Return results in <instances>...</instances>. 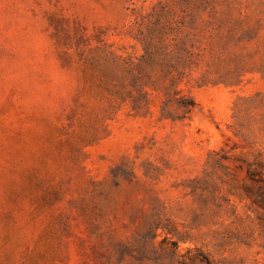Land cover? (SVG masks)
Listing matches in <instances>:
<instances>
[{"label":"rangeland","instance_id":"374dc122","mask_svg":"<svg viewBox=\"0 0 264 264\" xmlns=\"http://www.w3.org/2000/svg\"><path fill=\"white\" fill-rule=\"evenodd\" d=\"M264 264V0H0V264Z\"/></svg>","mask_w":264,"mask_h":264},{"label":"trees","instance_id":"16d2710c","mask_svg":"<svg viewBox=\"0 0 264 264\" xmlns=\"http://www.w3.org/2000/svg\"><path fill=\"white\" fill-rule=\"evenodd\" d=\"M202 261H203V262H206L207 264H211V263L208 261V259H206V257L203 258Z\"/></svg>","mask_w":264,"mask_h":264}]
</instances>
